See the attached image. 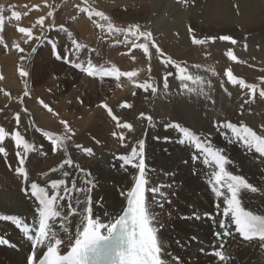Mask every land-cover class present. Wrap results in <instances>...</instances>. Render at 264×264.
I'll return each instance as SVG.
<instances>
[{
	"label": "bare ground",
	"instance_id": "bare-ground-1",
	"mask_svg": "<svg viewBox=\"0 0 264 264\" xmlns=\"http://www.w3.org/2000/svg\"><path fill=\"white\" fill-rule=\"evenodd\" d=\"M247 1L249 0H239V4H246ZM155 3L156 0H149V3H147L150 14L155 13L157 18L159 16L162 17V15L166 16L165 14L169 8L168 4L165 5L164 2L160 7V12H158ZM130 6L132 7V5ZM255 7L257 8L256 5L249 3L244 8L245 13H242L249 23L248 33H254L263 29L261 25L264 24V20L261 19V13ZM108 11L110 13L112 12L110 10ZM44 14L45 10L42 8L37 12L34 11L30 14L28 21H35ZM134 14H127L125 18L128 20ZM232 16L233 11L230 12V17L232 18ZM75 17L76 19L71 23V27L83 22L92 21V19L88 18V15H84L83 13ZM172 25V22L169 20L164 23L163 27H155L150 32L157 35L156 37L160 41L164 38L165 34L166 38L169 37L168 40H170L169 33L172 30ZM12 34L14 36L17 34V27H13ZM49 34H51L50 37L52 38L53 32ZM245 44L246 42L239 44L241 46L236 51L238 60L244 61V63L233 61L232 63L228 62L226 66V63L221 62V67L219 68L220 70L218 69V72L222 75L223 72L225 73L231 70L234 76L239 79H244L246 83L251 84L252 80L249 76H255L257 79L264 77V37L259 36L253 43H250L251 46L247 44L246 50L244 48ZM166 46H164V50L167 51ZM122 50L120 48L114 54L118 55ZM125 50H128V48ZM30 54L31 50L27 49V52L22 54V60L18 59L17 66L9 67L10 69L6 73L3 84L7 88L15 89L17 93L28 91L29 96L33 98V95L38 94V92L34 93L32 91L35 85L34 78L32 79L31 75L27 77H20L19 75L20 69L29 70L30 66L28 67V62L26 61L29 59ZM170 54L178 62L183 60L182 55L176 56L173 53ZM2 57L3 55L0 51V58ZM143 57L145 58V62H147V57ZM252 58L255 64L252 63ZM89 64L94 67L96 74L93 76L83 75L82 85L88 87L89 92H91L90 98L81 89L69 94V90L71 89L69 87L75 83V79H70V77V80L67 79L66 82L58 79V82L53 83L50 81L48 83L51 86L55 85L57 90L53 98H49L50 100L47 102V105L54 112L58 113L60 120L67 121L71 129L74 130V145L81 144L84 147L93 149L94 156L89 157L81 150L75 148L74 145L72 146L68 142L66 144L74 162L92 174L91 179L95 185L92 192L94 217L107 224L110 219L120 214L126 203L125 198L121 196V192L131 187L134 182L133 176L136 170L130 167L127 169L122 168V162L116 159V157L127 154L130 152L131 146L138 139H144L146 164L149 169L148 175L150 180L148 187L151 188L157 184L165 185L164 192L166 199L161 200L162 206L157 205L152 200L151 192L146 193V195L151 211L155 214L156 223L159 226V240L163 245L164 252L170 254L166 256L170 264H264V241L241 240L235 233L233 226V234L228 237H223L222 241H218L213 235L211 220L204 218L201 220L183 218L191 216L194 211L198 212L202 217L205 212L215 215L216 209L214 205L216 203V197L211 191L209 184V179L213 172V163L204 153L198 152L190 142L186 141L185 144H180L178 140L183 139V137L178 130L165 128V125L169 123H176L188 128L200 136L202 142L207 146H211L229 158L233 163L228 165V169L233 174L243 175L249 183L257 186L259 189L256 193L242 190L240 194L242 207L252 211L254 214L264 216V165L259 160L254 159L256 154L251 149H246L244 144L234 140L228 130L215 127L217 122L215 117L220 115L222 111L228 113L234 108H238V111H242L241 116H244L246 110L251 112L252 115L255 113V108H260L259 112H264V98L259 96V91L264 89V87H257L254 99L248 103L250 104L249 107L248 104L243 103V100L248 98V90H241L238 86L234 87L228 82L226 93L218 103V108L220 109L218 114L211 116L205 114L203 116L204 118H202L199 114H193L192 109L189 107L190 110H188V113L191 115V119H186L184 105L186 102L192 100V94H189L187 91H182L180 82L178 87L181 92L178 94L175 93V88L172 86L173 81L175 82V76H170V80H168L169 87L165 90L161 77L154 76L152 68L151 72H149V66L146 65L144 67V73H141L142 75H139L140 77L136 75L138 79L134 82L144 83L151 76V82H154L158 87L156 95H152L150 90L145 92L141 88L134 87L133 80L128 83V88L118 91L115 76H104L105 71H110L111 68L115 67L114 64H106L97 58L91 60ZM78 65L79 68L82 66L88 67V64L85 62H79ZM65 66L70 68L71 65L66 64ZM60 69L58 67V69L54 68L53 70L60 71ZM171 70L173 73L175 72L174 69ZM261 85L264 86V83ZM207 90L209 91L210 89L207 88ZM112 96H115V98H111ZM110 98L114 99L111 103L108 102ZM163 100H167V103L170 101L172 109L175 111V116L173 115L174 118H172L171 122L166 118V114L171 113L168 108L162 107ZM150 101L152 102L149 106L148 103ZM125 102L132 105V107L121 108L120 105ZM102 103L107 104L113 110V114L121 119V122H129L133 125L134 130L132 132H128L126 129L122 130L125 135V143L128 145L127 148L121 147L119 141L113 138L112 132L117 131V128L115 127V122L108 116L107 111L104 108L98 107ZM87 107L89 111H85ZM32 111L34 112V110ZM16 113H19L21 117L19 127H17V122L14 119ZM140 113L151 115L156 122V126L149 128L146 121L138 119ZM44 118H47L53 123L55 122L49 115L47 117L44 114ZM243 118L245 119V116ZM249 119L246 118L245 121L248 122ZM232 122L236 123L234 121ZM0 126L5 127L9 133L19 131L35 147V151L28 156L26 161V170L29 172L28 183H25L15 174V167L17 166L16 151L18 150L14 147L10 138L5 145L8 156H0V214L19 216L30 231L34 232L38 221V208L34 198L30 195V183L37 182L46 186L45 178L40 174L49 171L53 167H57L61 160L65 158L62 150L56 154L52 153L51 142L48 140L49 135H61L58 132H52L53 130L49 127L47 129L41 127L38 120L32 115L28 105H22L13 113L5 116L0 115ZM50 127L54 129L53 126ZM157 136L161 137V139H156ZM163 137H167L168 139L165 140ZM19 151L22 153V148ZM193 156L197 157V162L195 163L192 160ZM185 160L188 163H184ZM9 164H12L11 169L9 168ZM65 169L73 172L74 176L78 175L74 169H69L67 166H65ZM49 178L62 177L60 173H51ZM77 184L80 187H84L80 180H77ZM168 200L169 204L166 202ZM60 203L58 201V204ZM64 210V208H61V211ZM68 227L74 239L76 230L75 223L69 224ZM104 230L107 234V230ZM59 236L64 240L61 254H66L69 250L67 245L70 243L68 233L60 231ZM193 237H196V239H193ZM0 239L9 241L7 245L0 246V264H27L28 257L32 254L31 242L16 227L12 224L0 223ZM176 240H179L180 246L175 244ZM221 242L224 243L222 251L228 258L226 261H219L215 256L205 254L210 251L220 250L219 245ZM212 245L216 246L215 249ZM201 249H204V252ZM173 257L178 258V260L173 259Z\"/></svg>",
	"mask_w": 264,
	"mask_h": 264
},
{
	"label": "snow or ice",
	"instance_id": "snow-or-ice-1",
	"mask_svg": "<svg viewBox=\"0 0 264 264\" xmlns=\"http://www.w3.org/2000/svg\"><path fill=\"white\" fill-rule=\"evenodd\" d=\"M178 2L184 3L185 0H178ZM83 3L87 4L88 0H83ZM45 6L50 7L47 4ZM34 7L38 10V6ZM2 11L3 9H0V12ZM79 11L86 13L89 19H92L94 16L101 21H109L106 31L109 34L123 33L125 37L123 42L125 44L131 43L133 49H141L143 55L149 58V61L153 55L150 52V48L155 49V56L160 59V63L164 65L165 69H168L169 66L175 69L174 73L168 70L164 74L163 88L165 90L169 87L168 77L175 76V79L180 82L182 91H187L189 94H204V81L202 77L190 74L187 66L167 56L155 42L153 34L150 31L141 30L139 24H130L125 29L118 28L103 11H95L90 7H79ZM53 17L54 11L50 10L47 12L46 17L40 16L36 19L32 28L18 27L17 31L25 37L24 43L28 44L32 40L39 43L41 37L46 35L47 30L56 27L54 23L45 24L46 18ZM11 19L20 20V14L13 11L11 13ZM75 19L76 17H73V20ZM93 23L97 28L105 30L102 24L95 20ZM3 25L4 18L0 15V32L3 31ZM36 26H39L40 35L34 36L33 28ZM59 30L65 31L63 26H60ZM188 33L192 37L191 43L193 45H204L209 41L214 42L217 39L227 41L232 45L237 44V40L229 35L196 38L194 29L192 28L188 29ZM68 37L74 49L79 50L84 47L76 39L72 38L71 33H68ZM128 37H132L133 39L129 40ZM141 40L143 41L142 43L137 42ZM3 43V37L0 36V44ZM5 47L7 48L6 44ZM12 47L19 52L25 51L16 43ZM244 48L245 50L247 49V44L244 45ZM31 52H36V48L32 47ZM225 55L230 61L244 63V61L238 60L231 49ZM132 58L135 60V56ZM65 62L69 63L70 61L66 60ZM73 66L79 67V65ZM192 67L199 68L200 65H193ZM83 70L89 76L96 74L91 64ZM149 72H151L150 64ZM19 75L20 77H27L29 73L24 69H20ZM104 75H114L117 80L120 77H127L132 81V78L137 75V72H122L113 67L110 71H105ZM213 75H215L214 72ZM224 75L234 87L238 86L241 90H248V98L243 100L244 104H248L254 99L257 91L256 85L246 83L244 79L237 78L231 70L226 71ZM259 79L261 83H264V77H260ZM151 80L152 78L150 76L149 80L144 83H136L133 81V84L136 88H141L145 92L150 90L152 95H156L158 87ZM189 84L195 87H189ZM117 87H120V85L117 84ZM208 87H211V85L209 84ZM221 87H223V84ZM0 92H4L5 96L9 95L3 89H0ZM23 96H29V92L24 91ZM259 96L264 98V89L259 91ZM39 102L50 113L58 115L42 100ZM98 107L104 108L107 111L108 116L115 122L117 129H126L128 132L134 130L131 123L121 122V119L113 114V110L107 104L102 103ZM120 107L130 108L132 105L125 102ZM14 119L17 122V127H19L21 122L20 114L16 113ZM138 119L146 121L149 128L156 126V122L151 115L140 113ZM60 123L64 126L65 134L62 136L49 135L48 140L51 142L52 153L56 154L62 150L65 158L61 160L57 167H53L49 171L40 174L45 178L46 186L37 182L30 183V195L34 198L38 208V221L34 232L30 231L19 216L0 214V223L12 224L31 242L32 254L29 256L27 264H170L166 259V256L170 254L164 252L163 245L159 240V226L156 223L155 214L151 211L146 195V193L151 192L152 200L157 205L162 206L161 200L166 199L164 192L165 185L157 184L151 188L148 187L150 180L148 175L149 169L146 164L145 140L138 139L131 146L130 152L116 157V159L122 162V168L127 169L130 167L131 169H135L136 173L133 176L134 182L131 187L121 192V196L126 200V205L122 208L118 216L110 219L105 224L94 217L92 192L95 185L91 179L92 174L74 162L66 147L67 142L72 140L75 132L71 129L67 121L60 120ZM215 127L228 130L234 140L244 144L246 149H251L256 154L254 159L259 160L264 165V136L257 134L256 131L243 123L237 124L231 121H218ZM165 128L178 130L183 137V139L178 140L180 144H185L186 141L190 142L198 152L204 153L213 162V172L209 179V184L211 191L216 197V203L214 205L216 209L215 215L205 212L202 217L198 212L194 211L191 216L183 218L192 220H201L204 218L211 220L213 235L218 241H222L223 237H228L233 234V225L235 226V232L239 233L245 241H251L256 238L264 241V216L246 210L242 207V201L240 199L242 190L256 193L259 191L257 186L249 183L243 175L233 174L228 169V165L233 162L221 152L214 150L211 146H207L202 142L201 137L192 130L176 123H169L165 125ZM112 136L119 141L121 147H128L125 143V135L123 132L113 131ZM9 138L18 150L16 151L17 166L15 167V174L25 183H28L29 172L26 170V161L28 156L35 151V147L19 131L9 133L5 127L0 126V156H8L5 145ZM156 139H161V137L157 136ZM163 139L167 140L168 138L163 137ZM74 147L89 157L94 156L93 149L90 147H84L81 144H75ZM21 148L23 150L22 153L19 151ZM192 160L194 163L197 162V157L193 156ZM184 163H188V161L185 160ZM65 166L69 169H74L78 175L74 176L73 172L65 169ZM9 168H12V164H9ZM51 173H60L62 178H49ZM77 180H80L84 187L78 186ZM58 201L61 203L58 204ZM61 208L65 210L61 211ZM73 222L76 225L74 239L68 227ZM101 229H106L107 234L102 235ZM60 231L68 233L70 243L67 245L69 250L66 254H61L64 240L59 236ZM193 239H196V237H193ZM8 243L9 241L6 239H0V246L7 245ZM212 247L215 249L216 246L212 245ZM223 248L224 243L221 242L219 245L220 250H214L205 254L215 256L219 261H226L228 258L224 255ZM201 251L204 252V249H201ZM173 259L178 260L176 257H173Z\"/></svg>",
	"mask_w": 264,
	"mask_h": 264
},
{
	"label": "rangeland",
	"instance_id": "rangeland-1",
	"mask_svg": "<svg viewBox=\"0 0 264 264\" xmlns=\"http://www.w3.org/2000/svg\"><path fill=\"white\" fill-rule=\"evenodd\" d=\"M130 1L131 0H88V3L84 4L83 0H0V9H3V11L0 12V15H2L4 18L3 31L0 32V36H2L4 40V43L0 44V51L3 55V57L0 58V77H2V79H0V89H4V91L9 93L8 96H5L4 92H0V109L3 110L0 111V115L5 116L7 114L13 113L22 105H28L32 115L38 120L41 127L44 129L49 127L51 130H53L52 132H58L62 136L65 134L64 126L60 123L58 115H53V113H50L39 101L42 100L45 104H47V102L50 100L49 98H53L57 87L55 85H48V83H50V81L55 83L58 79L65 82L67 79H75L74 85L69 87V89L71 88L69 90V94L81 89L84 94L86 93L85 95H87L88 98L91 97V92H89L88 87L82 85L83 75H87L82 69L86 67L82 66L79 68L73 65H78L79 62H85L89 65L91 60L97 58L106 64H114L118 71H137V76L140 77L139 75L144 73V67L146 65L149 66V63H151L150 65L153 70V75L161 77L162 82L165 72L174 69L171 66H169L168 69H165L164 65L160 63V59L155 56V49L152 48H150V52L153 54L152 58L150 61L149 58H147V62H145V58L143 57L144 55L142 54L141 49H133L131 47V43L125 44L123 42L125 39L123 33L109 34L106 31L109 21H101L99 18L93 16L91 22H83L79 25L71 27V23H73V17L83 13L79 11V7H90L95 11H103L107 16L110 17L111 22L116 27L121 29L127 28V26L130 24H139L141 26V30L150 31L155 27H163L164 23L170 20L173 24L171 27L172 30L169 33L170 40H168L169 37L166 38V34L161 41L156 37L157 35L153 34L155 42L161 49L163 48L162 50L167 56L171 57L172 55L170 53H173L176 56L182 55L183 60L180 63H182L184 66H188L190 74H197L201 76L204 81V94L199 95L193 93L191 95L192 100L186 102L184 105L185 118L191 119V115L188 113V110H190L189 107L192 109L193 114H199L202 118H204L203 116H205V114L210 116L218 114L220 111L218 108V103L222 96L226 93L228 86V81L224 76V72L222 75L220 72H218L220 70L219 68L221 67V62L226 63V66L228 62H233L228 60L227 56L225 55L229 49H231L234 55H236V51H238L239 46H241L239 44L246 42V44H249L248 46H251L250 43H253L254 40L258 39L259 36L264 37V24L261 25L263 27L262 30L254 33H248L247 30L249 28V23L242 14L245 13L244 8L249 5V3L254 4L257 6V8H255L259 11V13H261V19L264 20V0H249L246 3L247 5L245 3H240V5L239 0H237L238 2L234 0H185L184 3H179L178 0H156L155 7L158 12H160V7L164 4V2L165 5L168 4L169 6L165 14L166 16L162 15V17L159 16L158 18L155 13L152 15L150 14V10L148 9L147 5L149 0ZM46 4L50 7H46ZM77 5H79V7H77ZM130 5H132V7ZM228 5L229 7H227ZM242 5L244 6L242 7ZM34 6H38V10ZM41 8L45 10V14L42 15L45 17L47 16L46 12L50 10L54 11V17L46 18L45 24L47 25L49 23H54L56 27L47 30L46 35L41 37V41L39 43L35 40H32L29 41L28 44H25V37L23 34L17 31V34L14 36L12 34V29L13 27L32 28L35 21H28L30 14L34 11L37 12L41 10ZM108 10L112 12L110 13ZM13 11L20 14V20L11 19V13ZM231 11H233L232 18L230 17ZM25 13H27V15H25ZM132 13H135L134 16L127 20L125 18L127 14ZM83 14L87 15L86 13ZM167 18H169V20H167ZM94 20L102 24L105 30L97 28L95 24H93ZM60 26H63L65 31H60ZM189 28L194 29V35L196 38L229 35L237 40V44L232 45L227 41H220L217 39L214 42L209 41L204 45H193L191 43L192 37L188 33ZM50 32H53L52 38L50 37ZM68 33H71L72 38L76 39L84 47L79 50L74 49L71 46ZM33 35H40L39 26L33 28ZM128 39L132 40L133 38L128 37ZM137 42L142 43L143 41L141 40ZM14 43L19 44L20 47L25 51H17L12 47ZM35 43L38 44L36 45ZM5 44L7 45V48L5 47ZM34 45H36V52H31L29 59L26 61L28 62V67L30 66L27 72H29V75H31L32 79L34 78L33 81L35 85L32 91L34 93L38 92V94L33 95L32 98V96H23L24 91L21 93L18 92L20 94L17 95L18 93L15 89L5 87L3 83L5 81L4 79L8 69L16 67L18 59L22 60V54L26 53L27 49L31 50ZM164 46L167 47V51L164 50ZM120 48L123 50L120 51L118 55L114 54V52H117ZM126 48H128V50H125ZM249 48L251 49V47ZM133 56H135V60H133ZM66 60L70 62L66 63ZM251 61L255 64L253 58ZM66 64L71 65L70 68L66 67ZM193 65H200V67L194 69V67H192ZM58 67L59 69L61 68L60 71L53 70L54 68L58 69ZM213 72L215 75H213ZM104 76L108 77L107 75ZM137 76L132 78V80H137ZM249 78L252 80L251 84L261 88L264 87L261 85L262 83L260 79H257L252 75L249 76ZM115 80L116 86L117 84L120 85V87L117 88L118 91H122L123 89L129 87L128 83L130 80L127 77H120L119 80L115 78ZM168 80H170V77H168ZM209 84L211 87H208ZM222 84L223 87H221ZM172 86H174L176 94L181 92L180 88L178 87V80L175 79V82L173 81ZM189 87L195 86L189 84ZM207 88L210 90L208 91ZM111 98H115V96H112ZM111 98L108 100L109 103L114 100ZM99 100H101V98H99ZM151 102L152 101L148 103L149 106ZM163 102L164 103L162 104V107L164 106L165 108H168L169 112L171 113L166 114L167 120L171 122L172 118L175 116V111H173L170 101L167 103V100H163ZM248 106L250 107V104H248ZM255 109V113L252 115L248 110L244 112L245 119L250 118L248 122L245 121L243 118L244 116H241L242 111H238V108H234L228 113L222 111V113L215 117V119L217 122L234 121L238 124L243 123L256 131L257 134L264 136V112H259L260 108ZM32 110H34V112ZM85 111H89L88 107ZM44 114L47 117L49 115L55 120V122L53 123L47 118H44ZM49 125L53 126L55 130ZM122 130L123 129H117V131L121 132ZM68 143L72 144L73 146L74 137L72 140L68 141ZM166 202L169 204V200ZM175 244L180 246L179 240H176Z\"/></svg>",
	"mask_w": 264,
	"mask_h": 264
}]
</instances>
